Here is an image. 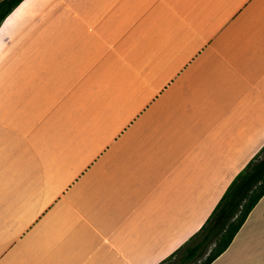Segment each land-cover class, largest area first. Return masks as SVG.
<instances>
[{
    "label": "crops",
    "instance_id": "0c3cea01",
    "mask_svg": "<svg viewBox=\"0 0 264 264\" xmlns=\"http://www.w3.org/2000/svg\"><path fill=\"white\" fill-rule=\"evenodd\" d=\"M264 150V0H24L0 25V264H161ZM212 264H264V197Z\"/></svg>",
    "mask_w": 264,
    "mask_h": 264
},
{
    "label": "trees",
    "instance_id": "16d2710c",
    "mask_svg": "<svg viewBox=\"0 0 264 264\" xmlns=\"http://www.w3.org/2000/svg\"><path fill=\"white\" fill-rule=\"evenodd\" d=\"M23 1L0 2V25ZM263 197L264 150L233 181L200 231L161 264H196L207 254L202 264H212L230 247Z\"/></svg>",
    "mask_w": 264,
    "mask_h": 264
},
{
    "label": "rangeland",
    "instance_id": "374dc122",
    "mask_svg": "<svg viewBox=\"0 0 264 264\" xmlns=\"http://www.w3.org/2000/svg\"><path fill=\"white\" fill-rule=\"evenodd\" d=\"M1 1H2V0H0V2H1ZM212 248H213V247L210 248L209 252L212 250ZM207 256H208V254L205 255V256H204L203 258H201L200 260H198V261L196 262V264H202V263L206 260Z\"/></svg>",
    "mask_w": 264,
    "mask_h": 264
}]
</instances>
